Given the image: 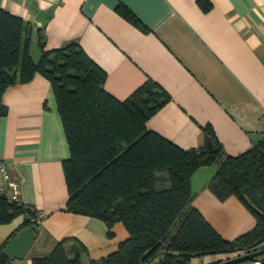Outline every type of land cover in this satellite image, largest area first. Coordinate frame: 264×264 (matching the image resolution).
Instances as JSON below:
<instances>
[{
    "label": "crops",
    "instance_id": "obj_1",
    "mask_svg": "<svg viewBox=\"0 0 264 264\" xmlns=\"http://www.w3.org/2000/svg\"><path fill=\"white\" fill-rule=\"evenodd\" d=\"M207 2L203 8L197 0H0V7L32 28L33 59L40 54L38 28L46 50L77 42L106 72L104 88L116 99L125 100L147 81L166 91L169 99L146 121L147 129L190 149L202 144L210 127L225 153L236 156L264 138V0ZM120 4L141 26L118 13ZM2 104L1 158L20 180V203L45 215L25 257L11 264H32L64 239L67 249L74 240L85 247L82 264L114 252L128 237L122 223L108 237L102 220L65 211L62 162L70 152L50 82L36 74L9 86ZM216 171L215 164L195 171L191 203L221 237L234 240L256 220L236 196L221 200L208 188ZM24 222L21 215L0 224V246Z\"/></svg>",
    "mask_w": 264,
    "mask_h": 264
},
{
    "label": "trees",
    "instance_id": "obj_2",
    "mask_svg": "<svg viewBox=\"0 0 264 264\" xmlns=\"http://www.w3.org/2000/svg\"><path fill=\"white\" fill-rule=\"evenodd\" d=\"M117 11L141 26L125 5ZM41 31L36 30L40 57L35 60L29 52L32 28L0 7V115L7 113L2 94L9 86L30 82L36 74L50 82L70 152L62 162L65 211L102 220L108 237L118 222L128 232L114 252L90 264H195L196 258L221 256L212 264L264 248V138L231 156L206 127L200 146L183 149L146 127L169 99L162 87L147 81L118 100L104 88L106 72L77 42L46 50ZM214 164L208 188L221 200L236 196L256 220L251 231L234 240L221 237L191 203L192 175ZM36 214L35 208L0 196V224L22 215L27 220L21 227H37ZM67 241L32 264H82L85 247L74 240L67 249ZM6 243L0 246V264L12 261L2 252ZM254 259L264 264V254L248 260Z\"/></svg>",
    "mask_w": 264,
    "mask_h": 264
},
{
    "label": "water",
    "instance_id": "obj_3",
    "mask_svg": "<svg viewBox=\"0 0 264 264\" xmlns=\"http://www.w3.org/2000/svg\"><path fill=\"white\" fill-rule=\"evenodd\" d=\"M27 218H25V221ZM36 227L20 229L3 247L2 252L10 258H24L36 239ZM264 254V248L252 253L237 256L214 264H238L239 262L260 256Z\"/></svg>",
    "mask_w": 264,
    "mask_h": 264
},
{
    "label": "built area",
    "instance_id": "obj_4",
    "mask_svg": "<svg viewBox=\"0 0 264 264\" xmlns=\"http://www.w3.org/2000/svg\"><path fill=\"white\" fill-rule=\"evenodd\" d=\"M20 186V180L18 177L12 176L10 165L6 163L0 155V196L9 202L20 203ZM44 217V213L38 212L36 216L32 218V221L39 223ZM208 264H211V262ZM238 264H262V262L259 259H254L245 260Z\"/></svg>",
    "mask_w": 264,
    "mask_h": 264
},
{
    "label": "rangeland",
    "instance_id": "obj_5",
    "mask_svg": "<svg viewBox=\"0 0 264 264\" xmlns=\"http://www.w3.org/2000/svg\"><path fill=\"white\" fill-rule=\"evenodd\" d=\"M36 44H34V46L32 45V47H36L35 46ZM39 56H40V54H39ZM39 56L37 55V56H35L34 58H35V60H38V58H39ZM235 256V254H231V255H228V256H224V258L226 259V257H234ZM219 258H217V260H218ZM230 259V258H229ZM215 262V260H212L211 262ZM223 261H224V259H223ZM196 262V261H195ZM197 264H201L202 263V261H199V262H196ZM212 264H214V263H212Z\"/></svg>",
    "mask_w": 264,
    "mask_h": 264
}]
</instances>
